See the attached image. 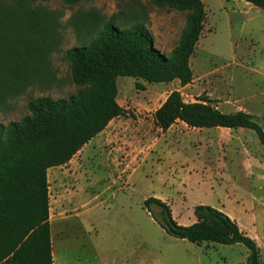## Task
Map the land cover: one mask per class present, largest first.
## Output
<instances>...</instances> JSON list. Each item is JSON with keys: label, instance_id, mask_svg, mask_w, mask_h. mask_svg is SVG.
I'll list each match as a JSON object with an SVG mask.
<instances>
[{"label": "rangeland", "instance_id": "1", "mask_svg": "<svg viewBox=\"0 0 264 264\" xmlns=\"http://www.w3.org/2000/svg\"><path fill=\"white\" fill-rule=\"evenodd\" d=\"M201 1L206 19L190 58V84L116 78V101L124 114L110 121L93 143L105 141L102 151L127 158L130 176L105 170L99 153L90 149L89 181L79 174L81 155L54 170L48 189L54 264H247L248 251L241 244L196 245L166 234L144 208L150 197L165 202L184 226L194 221L197 205L221 209L255 240L264 262V176L253 168L257 161L264 167V146L256 133L194 129L181 122L162 132L154 125V112L172 91H179L187 103L208 98L223 113L244 111L264 130V8L244 0ZM29 3L52 14L57 23L49 56L55 78L48 88L36 84L9 98L5 111L0 109L4 126L27 116L33 98L59 100L76 94L66 51L88 45L105 25H143L154 47L169 56L188 14L151 0Z\"/></svg>", "mask_w": 264, "mask_h": 264}, {"label": "trees", "instance_id": "2", "mask_svg": "<svg viewBox=\"0 0 264 264\" xmlns=\"http://www.w3.org/2000/svg\"><path fill=\"white\" fill-rule=\"evenodd\" d=\"M30 0H0V109L30 87H50L57 23L52 14L32 8ZM74 4L83 0H63ZM156 6L186 11L185 27L166 56L154 47L152 34L136 24L129 29L105 25L86 46L66 51L72 83L79 91L67 99H31L28 115L0 123V264H53L47 171L67 164L78 151L123 116L116 78L128 76L149 84L178 80L191 83L190 58L206 19L201 0H151ZM264 8V0H244ZM50 14V15H49ZM139 84L136 87L139 88ZM213 101L184 102L172 91L154 112V125L166 132L175 123L189 128L248 129L264 146V131L244 111L223 113ZM144 208L166 234L192 244L243 245L247 264H264L254 239L221 209L197 205L194 222L180 225L165 202L150 197ZM155 206L157 212L152 208Z\"/></svg>", "mask_w": 264, "mask_h": 264}, {"label": "crops", "instance_id": "3", "mask_svg": "<svg viewBox=\"0 0 264 264\" xmlns=\"http://www.w3.org/2000/svg\"><path fill=\"white\" fill-rule=\"evenodd\" d=\"M218 108V107H217ZM219 109V108H218ZM116 119V118H115ZM176 124V123H175ZM159 129V128H157ZM230 130V129H228ZM104 131V130H103ZM264 131V130H263ZM102 134V131L101 133ZM99 134V135H100ZM98 136V135H97ZM96 136V137H97ZM95 137V138H96ZM95 138H93L92 140H90L87 144H85L79 151L78 153L74 156V157H77L79 155L80 156V159L78 162L79 163V167L82 168V170H80L79 172V169L75 170L74 172V175L76 172H79V174H81V176L83 177H86V181H89V177H92V170H89L90 169V164L92 161H89V159L87 158L86 155L87 154V150L90 149V151L92 152H97L99 153L98 155L101 157V158H98L99 162L98 163H101L102 165L105 166V170L108 169L110 170L112 173H114L117 177H122V178H125V175H127L128 177L130 176V172H129V162H127V158H123V157H120L121 159L118 158V156H114L113 154V151H110L109 153L108 152H104L102 151L103 148H105V145L104 144H107L105 143V141H96L95 143L94 140H96ZM83 152V153H82ZM73 157V158H74ZM71 161V160H70ZM256 164L258 165H255L253 168L256 172L260 173V175H263L264 176V167H262V165L260 164V162H255ZM66 165V164H65ZM64 166V165H63ZM63 166H59V167H53V168H50L48 169L47 171V183H48V189H49V183L51 180H53V177L56 175L55 173V169H58V168H61ZM85 166H87L88 168H86ZM93 168V167H92ZM91 168V169H92ZM89 174V176H87ZM78 178V177H76ZM260 178H263V177H260ZM85 184V183H84ZM84 187V185H82ZM85 189V188H84ZM154 198H157V197H154ZM159 199V198H158ZM161 200V199H160ZM257 204H255V200H254V205H259L261 206L258 202L256 201ZM228 215V214H227ZM229 216V215H228ZM230 217V216H229ZM194 221L188 223V224H185V225H190L192 224ZM238 224V223H237ZM247 235V234H246ZM258 246V245H257ZM259 247V246H258ZM52 255H53V247H52ZM54 264V262H53Z\"/></svg>", "mask_w": 264, "mask_h": 264}]
</instances>
